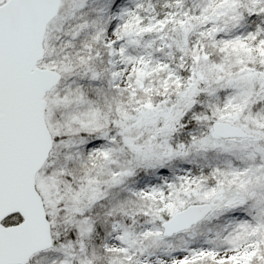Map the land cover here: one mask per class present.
Instances as JSON below:
<instances>
[{
  "label": "snow or ice",
  "instance_id": "1",
  "mask_svg": "<svg viewBox=\"0 0 264 264\" xmlns=\"http://www.w3.org/2000/svg\"><path fill=\"white\" fill-rule=\"evenodd\" d=\"M0 264H264V0H0Z\"/></svg>",
  "mask_w": 264,
  "mask_h": 264
}]
</instances>
